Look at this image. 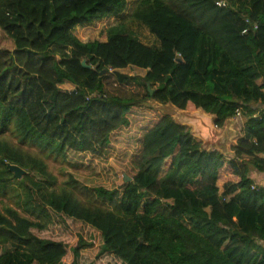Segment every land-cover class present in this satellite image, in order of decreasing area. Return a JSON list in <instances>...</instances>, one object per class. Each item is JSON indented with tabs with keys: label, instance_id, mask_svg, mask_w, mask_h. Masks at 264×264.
Instances as JSON below:
<instances>
[{
	"label": "trees",
	"instance_id": "trees-1",
	"mask_svg": "<svg viewBox=\"0 0 264 264\" xmlns=\"http://www.w3.org/2000/svg\"><path fill=\"white\" fill-rule=\"evenodd\" d=\"M129 4L157 45L124 26L103 42L73 34ZM0 31L12 42L0 48V264H264V184L252 178L264 174V0H0ZM108 73L144 96L107 94ZM149 100L219 129L240 112L243 137L232 156L208 150ZM133 120L138 135H120ZM119 144L136 145L135 172L112 190L72 174L55 187L23 149L65 159Z\"/></svg>",
	"mask_w": 264,
	"mask_h": 264
},
{
	"label": "rangeland",
	"instance_id": "rangeland-1",
	"mask_svg": "<svg viewBox=\"0 0 264 264\" xmlns=\"http://www.w3.org/2000/svg\"><path fill=\"white\" fill-rule=\"evenodd\" d=\"M130 13L131 4H129L125 12L119 15H111L89 24L77 25L73 30V34L81 42H103L107 39L110 28L124 26L144 44L157 45L158 43L155 37L148 32L144 25L132 19ZM0 48H12V42L1 31ZM120 72L128 76L137 77H143L145 74V71L132 67L121 70ZM101 76L103 77V89L107 94L120 96L122 98H131L134 100H141V98L144 96V87L136 82L119 84L114 80L112 74L108 73ZM60 88L63 90H70L72 89V86L66 83L61 85ZM142 106L149 107L162 114L169 113L176 122L192 124V128L195 130V136L197 138L201 139V135H203V137L206 136V138L203 140L204 148L209 149L214 146V140L219 134L217 131L216 133L213 132L211 123L204 119V117L208 118L212 117V115L207 114L199 109L197 111H179L170 106H160L151 100L147 101V104H143ZM201 122L203 124L202 126H200ZM137 123L138 120H133V128L124 130L120 135L126 138L132 136L136 137L138 135V126H136ZM236 126L237 134L240 136L239 130L243 127V119H241V121L237 119ZM200 131L205 132H201L200 134ZM7 135L9 141H15L12 136L9 134ZM135 147L136 145H114L109 151H107L106 154H103L100 157H95L90 154H75L71 151H68L66 153L65 159L60 157L56 158L54 156H50L48 158L46 155L41 154L40 151L34 147H23V149H27L29 153H32L36 157L43 159L47 165L48 172L51 173L52 176H54L57 180V186L55 187H63L65 184L64 182L67 180L69 174H72L74 179H76L82 186L89 188L102 187L107 190H112L119 188L120 185L125 182L124 177L130 179V177L134 174L135 171L131 164V154L135 151ZM224 151L226 155L229 152L227 151L226 147ZM228 156H232V153H230ZM259 182L264 184V178ZM80 199L83 200L81 197Z\"/></svg>",
	"mask_w": 264,
	"mask_h": 264
},
{
	"label": "crops",
	"instance_id": "crops-1",
	"mask_svg": "<svg viewBox=\"0 0 264 264\" xmlns=\"http://www.w3.org/2000/svg\"><path fill=\"white\" fill-rule=\"evenodd\" d=\"M204 119L205 120H208V122L210 121V123L213 121V117H208V118H205L204 117ZM183 124H185V123H183ZM188 125H191V127H192V124L189 123ZM202 125L203 124L201 122L200 123V126H202ZM223 129H224L225 135H227L226 140L223 142V146H225L226 149H227V151H229L227 153V155H229L231 153V150H230L231 147L237 142V140L239 138L243 137V130H242L243 127L239 130V133H240L239 135L240 136H238V134H237V126H236V124L233 121L228 122V125L227 126H224ZM192 131L195 132V130L193 128H192ZM216 131H217V133L219 135H218V139H216L214 143L218 144V141H219L220 137H222L223 130L221 128L220 129L213 130V132H215V133H216ZM201 132H205V131H200V134H201ZM201 136H202V138L201 139L199 138V139L203 141L204 138H206V136H204V137H203V135H201ZM214 143H213V145H214ZM203 145H204V141H203ZM212 150H218V151L222 152L223 154H226L225 151L223 152V147L222 146H217V145L215 146L214 145L213 148H212ZM263 176H264V174L259 175V173H257V172H254L252 174V178L254 179V181L256 183L257 182L259 183V181H261L264 178ZM260 184H263V183H260Z\"/></svg>",
	"mask_w": 264,
	"mask_h": 264
},
{
	"label": "water",
	"instance_id": "water-1",
	"mask_svg": "<svg viewBox=\"0 0 264 264\" xmlns=\"http://www.w3.org/2000/svg\"><path fill=\"white\" fill-rule=\"evenodd\" d=\"M81 65H82V67H84V68H89V66L88 65H86V62H85V60H83L82 62H81ZM147 89H148V91H149V94L151 95L152 94V90L149 88V86L147 87ZM180 111V110H179ZM213 117V116H212ZM236 118L234 117V118H232V119H228L227 121H226V123H225V125L224 126H227L228 125V122H230V121H233L235 124H236ZM210 122V121H209ZM191 126V125H190ZM224 126L221 128L222 130H223V133H222V137H220V139H219V141H218V146H222L223 147V152H224V150H225V146H223V142L226 140V138H227V135H225V132H224ZM211 128H213V130H215V129H219V128H216L214 125H213V121L211 122ZM209 131H210V128H209ZM192 132H194V131H192ZM212 132V131H211ZM194 134H195V132H194ZM216 139H218V137H216ZM215 139V140H216ZM215 140H214V142H215ZM214 145L216 146L217 144L216 143H214ZM235 145V144H234ZM233 145V146H234ZM204 146V145H203ZM213 148V147H212ZM212 148H209L208 150H212ZM220 149V148H219ZM6 166H7V169H8V171L12 174V176L15 178V179H17V180H19V179H21L22 178V176L23 175H25L26 174V171L25 170H23L22 168H20L18 165H15V164H11V163H6ZM130 179L129 178H127V177H124V181L125 182H128Z\"/></svg>",
	"mask_w": 264,
	"mask_h": 264
},
{
	"label": "built area",
	"instance_id": "built-area-1",
	"mask_svg": "<svg viewBox=\"0 0 264 264\" xmlns=\"http://www.w3.org/2000/svg\"><path fill=\"white\" fill-rule=\"evenodd\" d=\"M218 5L219 6H221V5H223L222 3H218ZM254 28H256V26H254ZM246 32V30H244L242 33H245ZM236 119H239L240 121H241V119H242V116H241V114H240V112H237L236 113V117H235Z\"/></svg>",
	"mask_w": 264,
	"mask_h": 264
}]
</instances>
